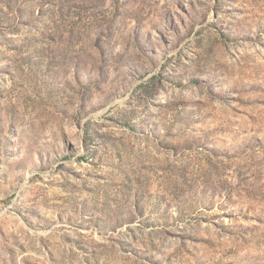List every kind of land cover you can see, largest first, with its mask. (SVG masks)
I'll use <instances>...</instances> for the list:
<instances>
[{"label": "rangeland", "instance_id": "rangeland-1", "mask_svg": "<svg viewBox=\"0 0 264 264\" xmlns=\"http://www.w3.org/2000/svg\"><path fill=\"white\" fill-rule=\"evenodd\" d=\"M0 264H264V0H0Z\"/></svg>", "mask_w": 264, "mask_h": 264}]
</instances>
